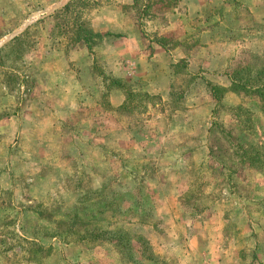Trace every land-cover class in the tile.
<instances>
[{"label": "rangeland", "instance_id": "obj_1", "mask_svg": "<svg viewBox=\"0 0 264 264\" xmlns=\"http://www.w3.org/2000/svg\"><path fill=\"white\" fill-rule=\"evenodd\" d=\"M0 264H264V0H0Z\"/></svg>", "mask_w": 264, "mask_h": 264}, {"label": "crops", "instance_id": "obj_2", "mask_svg": "<svg viewBox=\"0 0 264 264\" xmlns=\"http://www.w3.org/2000/svg\"><path fill=\"white\" fill-rule=\"evenodd\" d=\"M190 17H192L193 15H189ZM175 17V20L173 22V24H177L178 26H187V19L185 18L186 15H177V16H173ZM198 17V16H197ZM196 17V18H197ZM192 20V18L190 19ZM190 34L192 32V29H186ZM131 31V32H130ZM109 32H112L114 34H117V36L121 37L119 38V43L121 45H125L124 48H120L119 49V54H123L125 57L124 61H123V73H125V71H127L128 73H130L131 77L134 82L136 83H140V82H146L147 84L149 83V85L151 86H161L164 85L163 83H159L158 81L155 80V77L152 73H155V70L151 73L153 66H151L150 62H149V57L150 55L148 54L149 51L146 52V49L142 43L141 37H140V32L135 29L133 30L132 27H130L129 25L126 24L125 21H123L122 24H119L117 26V28L110 30ZM202 33H206V32H202ZM198 35V37H200L202 34L201 33H195ZM193 35H182L181 39H179V44L177 46H173L171 45H164V44H153V48L155 50H157L158 52H162L164 54H174L179 52L181 55H184L182 57H180L179 59L175 60L176 62H179L180 60L182 61L183 59L187 60V62L192 63L193 61L186 55L188 53L190 54H197L199 53L198 51V47L199 46H194L192 45V43H190V39L188 42L187 41L188 38H192ZM202 37V36H201ZM126 41H129L128 43H126ZM186 43V44H185ZM208 44V43H205ZM210 46V44L208 45ZM172 48V49H171ZM203 50H207L206 48H201ZM147 54L149 56H147ZM129 58V59H126ZM126 60V61H125ZM174 61V62H175ZM165 69H167L166 71V75L168 72L171 71V68H167L165 67ZM194 70V69H193ZM130 71V72H129ZM122 74V73H121ZM122 75H119V78ZM122 78V77H121ZM172 81L170 79H168V83H166L167 86L172 85ZM118 93H123L122 90H119L117 92ZM123 103H121L122 105Z\"/></svg>", "mask_w": 264, "mask_h": 264}]
</instances>
